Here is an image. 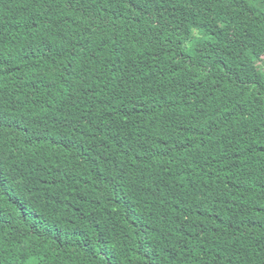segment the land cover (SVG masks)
<instances>
[{
  "label": "trees",
  "instance_id": "trees-1",
  "mask_svg": "<svg viewBox=\"0 0 264 264\" xmlns=\"http://www.w3.org/2000/svg\"><path fill=\"white\" fill-rule=\"evenodd\" d=\"M263 57L264 0H0V264H264Z\"/></svg>",
  "mask_w": 264,
  "mask_h": 264
},
{
  "label": "rangeland",
  "instance_id": "rangeland-1",
  "mask_svg": "<svg viewBox=\"0 0 264 264\" xmlns=\"http://www.w3.org/2000/svg\"><path fill=\"white\" fill-rule=\"evenodd\" d=\"M258 64L260 65V67L264 70V57L263 59H261Z\"/></svg>",
  "mask_w": 264,
  "mask_h": 264
},
{
  "label": "snow or ice",
  "instance_id": "snow-or-ice-1",
  "mask_svg": "<svg viewBox=\"0 0 264 264\" xmlns=\"http://www.w3.org/2000/svg\"><path fill=\"white\" fill-rule=\"evenodd\" d=\"M6 194V193H5Z\"/></svg>",
  "mask_w": 264,
  "mask_h": 264
}]
</instances>
